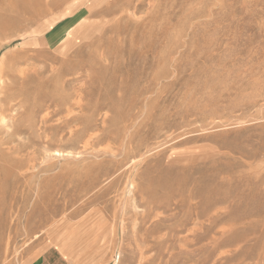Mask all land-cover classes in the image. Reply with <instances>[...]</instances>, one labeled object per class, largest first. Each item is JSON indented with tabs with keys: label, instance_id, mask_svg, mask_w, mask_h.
<instances>
[{
	"label": "rangeland",
	"instance_id": "1",
	"mask_svg": "<svg viewBox=\"0 0 264 264\" xmlns=\"http://www.w3.org/2000/svg\"><path fill=\"white\" fill-rule=\"evenodd\" d=\"M67 1L0 14V264H264V0Z\"/></svg>",
	"mask_w": 264,
	"mask_h": 264
},
{
	"label": "bare ground",
	"instance_id": "2",
	"mask_svg": "<svg viewBox=\"0 0 264 264\" xmlns=\"http://www.w3.org/2000/svg\"><path fill=\"white\" fill-rule=\"evenodd\" d=\"M61 1L63 0H0V14H5L7 12H10L11 15L14 13H20L23 14V16L25 17L26 20H29L31 17H37L38 16H44L47 13V8L49 6H55V5H59L58 3H62ZM72 1V0H69ZM69 1H67L69 3ZM119 2V1H118ZM29 4L34 7V11H32L29 7ZM122 4V3H121ZM113 5V3L111 4ZM65 5L63 4V7ZM105 6V4H104ZM62 7V6H61ZM60 8V7H58ZM111 8V6H110ZM113 8V7H112ZM61 9V8H60ZM68 9V8H67ZM56 10V9H55ZM54 10V11H55ZM62 10V9H61ZM60 10V11H61ZM57 12V11H56ZM54 13V12H53ZM7 15V14H5ZM17 15V14H16ZM14 15V16H16ZM60 15V14H59ZM58 15V16H59ZM8 16V15H7ZM3 17V16H2ZM5 17V16H4ZM3 17V18H4ZM19 17V15L17 16V18ZM67 17V16H66ZM16 18V17H15ZM45 18V17H44ZM1 19V17H0ZM64 19V18H63ZM2 20V19H1ZM4 20V19H3ZM6 20V18H5ZM24 20V19H23ZM23 20H19L23 21ZM8 21V20H7ZM30 21V20H29ZM32 21V20H31ZM18 22V21H17ZM34 22V21H33ZM25 23V22H24ZM29 23V22H28ZM27 23V24H28ZM32 23V22H31ZM29 23V24H31ZM11 24H14V20L11 19ZM44 24V23H43ZM23 25V24H22ZM2 26V25H0ZM4 26V25H3ZM10 27V26H9ZM7 28V27H6ZM15 29V28H14ZM5 30V28H4ZM12 30V29H11ZM10 30V31H11ZM9 31V32H10ZM1 34V33H0ZM3 34V33H2ZM11 35V34H10ZM4 37V36H3ZM26 52V51H25ZM23 53V52H22ZM23 55V54H22ZM17 56H14V58H16ZM1 77V76H0ZM2 78V77H1ZM7 78V77H6ZM3 79V78H2ZM6 82V81H5ZM4 82V83H5ZM6 86V85H5ZM7 95V92H6ZM8 96V95H7ZM4 98V97H3ZM7 103V102H6ZM3 107L1 106L0 109H2ZM7 108V107H6ZM9 108V107H8ZM5 109V108H4ZM2 111V110H1ZM4 111V110H3ZM1 114V113H0ZM5 113L3 112L1 115H4ZM4 117V116H3ZM136 164V163H135Z\"/></svg>",
	"mask_w": 264,
	"mask_h": 264
},
{
	"label": "crops",
	"instance_id": "3",
	"mask_svg": "<svg viewBox=\"0 0 264 264\" xmlns=\"http://www.w3.org/2000/svg\"><path fill=\"white\" fill-rule=\"evenodd\" d=\"M48 243V241H47ZM49 244V243H48ZM48 244H44L42 249L38 252L39 255L34 256V257H27L26 260L24 261L23 264H51L46 262L47 260V256H57L59 255V257L64 256L59 249H57V247H55L54 245H48ZM56 252L58 254H56ZM36 252L33 251V254H35ZM59 262H56V264H58Z\"/></svg>",
	"mask_w": 264,
	"mask_h": 264
}]
</instances>
